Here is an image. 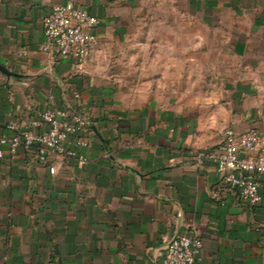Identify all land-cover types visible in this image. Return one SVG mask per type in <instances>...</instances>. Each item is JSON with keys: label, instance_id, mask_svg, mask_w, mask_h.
I'll use <instances>...</instances> for the list:
<instances>
[{"label": "crops", "instance_id": "obj_1", "mask_svg": "<svg viewBox=\"0 0 264 264\" xmlns=\"http://www.w3.org/2000/svg\"><path fill=\"white\" fill-rule=\"evenodd\" d=\"M66 1L0 0V136L43 131L45 111L91 123L88 145L66 143L84 162L0 145V264H159L183 230L203 241L195 264H264V177L249 207L211 156L229 126L264 131L236 75L249 52L259 70L264 0H71L99 18L83 71L42 48Z\"/></svg>", "mask_w": 264, "mask_h": 264}, {"label": "built area", "instance_id": "obj_2", "mask_svg": "<svg viewBox=\"0 0 264 264\" xmlns=\"http://www.w3.org/2000/svg\"><path fill=\"white\" fill-rule=\"evenodd\" d=\"M98 23L96 15L81 9L71 0L56 3L43 19L45 41L42 48L51 55L56 53L71 57L75 67L83 71L94 40L92 30ZM31 124L45 125L47 128L33 132L30 126L20 127L11 121L7 124L11 133L0 136L1 147L6 146L11 153H16L20 148L35 147L40 159L54 153L86 161V157L66 146L71 136H74V146L88 145L83 134L88 132L91 123L83 113H74L71 120H58L55 112L45 111L39 121ZM223 134L221 148L211 154L216 169L223 183L243 204L258 206L263 201L260 177H264V131L250 129L237 132L229 126ZM50 172H54L53 167ZM202 247L203 241L197 233L192 230L179 231L165 244L159 264H195L201 258Z\"/></svg>", "mask_w": 264, "mask_h": 264}, {"label": "rangeland", "instance_id": "obj_3", "mask_svg": "<svg viewBox=\"0 0 264 264\" xmlns=\"http://www.w3.org/2000/svg\"><path fill=\"white\" fill-rule=\"evenodd\" d=\"M263 55L259 58V66H258V72H251V52L243 58L244 64H248L250 68H245L246 65H244V69L240 72H237L236 75L239 77L242 81L243 84L245 85L242 92H243V99H242V106L249 110L251 104H258L260 115L264 120V48L262 49ZM254 70V69H253ZM255 77L258 78V88L257 89V98L255 95V98H250V83L252 79ZM256 82V80H255Z\"/></svg>", "mask_w": 264, "mask_h": 264}]
</instances>
